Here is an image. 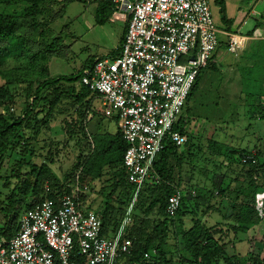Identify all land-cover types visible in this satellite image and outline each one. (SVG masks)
<instances>
[{
  "label": "built area",
  "instance_id": "1",
  "mask_svg": "<svg viewBox=\"0 0 264 264\" xmlns=\"http://www.w3.org/2000/svg\"><path fill=\"white\" fill-rule=\"evenodd\" d=\"M113 8L127 16L117 56L93 63L81 84L117 113L126 150L123 166L132 186V199L112 239L103 237L97 211L82 210L87 187L51 192L24 210L15 235L0 242V264H128L131 241L125 238L134 203L148 182L159 183L154 159L167 142L181 148L187 136L175 130L198 74L210 66L219 45L227 38L229 54L237 57L251 40L264 39V23L250 36L220 31L208 0H113ZM264 114V107L262 108ZM256 153L241 158L256 165ZM191 195L196 196L192 190ZM184 197L182 188L168 196L165 211L174 217ZM255 210L264 217V190L255 195ZM149 261L148 255L144 257Z\"/></svg>",
  "mask_w": 264,
  "mask_h": 264
},
{
  "label": "trees",
  "instance_id": "2",
  "mask_svg": "<svg viewBox=\"0 0 264 264\" xmlns=\"http://www.w3.org/2000/svg\"><path fill=\"white\" fill-rule=\"evenodd\" d=\"M0 1L8 5L13 2L23 5L20 12L13 10L12 13H0V79L4 82L0 85V163L5 157H9L14 161L16 168L12 170L11 176L19 174L24 177L14 188V193L18 191L17 198H14L13 194L6 207L0 208V212L6 218L12 217L4 226H0L1 241H8L17 231L18 219L17 221L14 219L21 205L31 196L36 199L35 203L42 200L46 181L51 187L48 198H54L58 192L69 191L67 187L63 188L54 182L49 164L44 162L40 166L35 164L36 153L33 145L39 142L38 138L53 119L54 114L68 115V112H65L67 110H56L63 100H66L73 109L80 108L90 94H95L80 82L84 71L91 69L93 63L85 67L77 76L55 79L48 71L50 59L40 52V48L48 44L51 25L63 15L65 3L70 0ZM105 3L114 9L111 2L105 1ZM215 3L220 8L222 21L226 23L222 1L215 0ZM98 8L101 9V5ZM104 8L102 6V9ZM52 41H54L53 45L57 43L56 39ZM116 56L117 52H113L108 58ZM200 73L188 99L197 90ZM75 83H79L78 89ZM87 118L86 112L81 111L77 112V116L68 118L64 122L66 124L64 134L68 135V139L74 141L78 147V165L89 150L88 146L81 145V139H86ZM175 130L187 136V143L177 148L171 142H167L163 151L154 159L153 170L159 183L152 181L145 184L136 199L132 221L125 232V238L131 241V254L127 263L241 264V258L227 255L226 247L235 240L240 242L241 235L246 236L251 231H255L254 228L262 222L255 210L256 192L254 191L263 182L264 167L258 163L241 164V158L250 154L247 151H229L228 169L229 166L238 164L241 166L240 174L248 178L256 177V180L249 184L254 189L252 195L249 198L233 200L231 213L227 217L223 216L222 223L208 226L205 221L194 218L191 220V227L185 230L182 227V219L192 208L193 201L199 199L197 192L195 197L190 193L193 190L191 188L184 192L181 207L174 217L168 216L165 211L168 196L174 192V189L180 188V182L175 183L173 180L175 168L189 156L193 157L190 154L192 143L184 129L183 119ZM116 142L118 143L116 158L104 164L94 177L101 180L105 178L104 174H107V181L109 180L110 191L105 195L103 209L97 211L101 219L103 237L117 232L132 199V186L127 181L123 166V155L127 146L120 131L116 134ZM50 143L53 144L51 141ZM183 148L184 153H180ZM48 153L51 154L50 149ZM234 154H237L235 163L230 162V156ZM26 167L29 168V172L21 173ZM213 179H215L213 182L215 193L223 194L226 174L214 171ZM84 202V198L80 199L81 206ZM33 204L28 205L26 209ZM136 209H140L143 215L137 216L134 213ZM154 212L158 218L149 220V215ZM145 255H148L149 261L144 260Z\"/></svg>",
  "mask_w": 264,
  "mask_h": 264
},
{
  "label": "rangeland",
  "instance_id": "3",
  "mask_svg": "<svg viewBox=\"0 0 264 264\" xmlns=\"http://www.w3.org/2000/svg\"><path fill=\"white\" fill-rule=\"evenodd\" d=\"M99 5L101 9L98 8ZM22 6L20 3L13 2L8 5L0 1V13H12L13 10L20 12ZM102 6L105 8L102 9ZM210 6L215 26L226 29L219 6L213 0ZM230 11V6L226 7L225 19L227 23L230 21L229 28L233 31L242 23L245 16L236 10V18L231 21ZM125 24L126 14L111 9L105 0H70L65 3L63 15L50 27L48 44L40 48L41 54L50 59L48 71L51 77L62 79L77 76L91 63L108 58L118 47L119 33ZM53 39L57 42L54 45ZM255 42H249L246 47L252 45L254 48ZM222 50L225 52L227 63L222 64L221 68L218 66L214 73L210 72L207 80L203 79L204 83L202 82L201 87L194 92L190 105L188 108L185 107L183 112L184 129L192 143L190 154L193 157L189 156L178 164L173 180L175 183L180 182V188L184 192L191 188L199 196L182 219V227L185 230L191 227V220L194 218L205 221L208 226L214 225L223 218L220 216V213L224 212L222 204L227 202L215 194L213 178L214 171L219 174L225 173V181L235 173L239 174L240 165L235 164L227 168L229 151L236 152L254 146L260 151L258 163L264 167V120L255 118L254 111L251 112L249 109L255 97L261 95L264 90V65L259 64L253 51L243 53V50L234 57L228 53L227 46L222 47ZM3 84L0 79V85ZM110 110L108 107L102 118L87 120L86 139H80L81 145L88 146L89 150L84 154L79 165L78 147L74 141L68 139V135L63 133V126L59 122L53 124L59 118L55 114L38 138L39 142L33 145L35 153L39 154L35 157V164L38 166L43 162L49 164L52 178L57 185L69 189L78 184L80 188L84 186L88 188L87 194L81 197L85 200L82 210L101 211L105 203V195L110 191L107 174H104L105 178L101 180L94 178L104 164L117 156V127L109 116ZM46 146L51 154L46 151ZM183 151L184 148L180 153H184ZM236 161L237 154L231 155L230 162ZM12 170H16L14 161L5 157L0 163V208L6 207L13 194L14 198H17L18 191L14 193V188L24 178L19 174L11 176ZM27 172H29L28 167L21 170V173ZM35 201L33 196L26 199L14 220L17 221L20 213ZM145 208L146 206L143 207ZM226 209H229L228 204ZM216 211L219 213L215 214ZM134 213L137 216L143 215L140 209H136ZM10 218L12 217L6 218L0 212V226H4ZM157 218L156 212L149 215V220ZM262 222L263 229L251 231L246 236L241 235V242L236 240L232 242L233 248L228 245L227 255L241 258V264H264V223ZM113 236L108 235L106 238L112 239Z\"/></svg>",
  "mask_w": 264,
  "mask_h": 264
},
{
  "label": "crops",
  "instance_id": "4",
  "mask_svg": "<svg viewBox=\"0 0 264 264\" xmlns=\"http://www.w3.org/2000/svg\"><path fill=\"white\" fill-rule=\"evenodd\" d=\"M105 1H109L113 4V0H105ZM213 1L215 3V0H213ZM221 1L224 5L225 11H226V7L228 8V6H230L231 11H230L229 15L231 17V21L232 20L234 21V18H236V14H235L236 10H237L236 12H238L241 15L243 14L245 17L243 18L242 23L240 25H238L235 30L232 31V29L229 28L230 21L228 23L226 21V23H224V24H226V29L217 27L220 31L250 36L253 30L262 27V24L264 23V0H227V1L221 0ZM208 2L211 5L212 0H208ZM126 26H127V16H126V24L122 28L121 33H119L120 38H119L118 46L122 43L125 31H126ZM251 41H256L255 42L256 45L254 46V48H252V45H248L246 47V49H244L243 53H245V52L250 53V51H253L254 55L257 56L259 64L264 65V39L251 40ZM251 41H249V42H251ZM226 43H227V38L225 36L220 35L219 36V45H218L216 51L214 52L210 66L207 69L202 70L200 73V79H199L197 89H199L201 87L202 82L204 83V80H207V78H209L210 72L214 73V71H217L218 66L221 68L222 64L227 63V60L225 58L226 56H224L225 52L222 50V47H226ZM75 85H76L77 89L80 87L79 83H75ZM263 89H264V84H263ZM191 99H192V96L190 97V99H188L185 107L188 108V106L190 105ZM252 102H253L254 107L251 104V105H249V109L251 110V112L254 111L253 116L255 118L260 119V120H264V114L262 113V108L264 107V90L261 93V95L255 97V100ZM83 103L84 104L82 106H80V108L75 107L73 109L71 106H69L67 104L66 100L65 101L63 100L57 106L56 110L57 111L67 110L65 112H68V115L67 114L64 116L57 115L59 118L57 119V121H54L53 124H56V122H59V124H61L63 126L62 131L64 133V127L66 126V124H64L65 120H67L68 118H71L73 116H77V112H81V111L86 112V114L88 115V118H87V120H88L89 118L94 119L95 117L102 118V116L105 115L106 110L108 108L107 106L103 105L101 98L96 94L95 95L90 94L84 100ZM110 111L111 112H110L109 116H110L111 120H114V122L116 123L117 133H118L119 132V124H118L117 113L115 111H112V110H110ZM58 120H60V121H58ZM47 150H48V146H46V151ZM252 150H255L256 152H254ZM240 151H247L248 153H251V152L256 153L257 160H258V157L260 155V151H258L256 149V147H254V146L251 147V149H245V150H240ZM38 155L39 154H36V157ZM258 165H260V164L258 163ZM255 180H256V177H254V176H251L250 178H248L247 176H244L243 174H240V173L239 174L235 173L234 176L227 178V180L224 182L223 194L220 195V194H218V192L215 193L217 196H220L221 198L225 199V202H227V204L229 205V209H226L227 204L226 203L222 204V206L224 208V212L222 211L220 213V216H224V217L229 216V214L231 213V207H232L233 200H236L237 198H239V199L249 198L252 195L254 189L249 184ZM263 190H264V179H263V182L261 183V186L254 192L258 193L259 191H263ZM216 213H219V211H216L215 214ZM222 222H223V218L221 219V221H216L215 224H220ZM262 223H264V221ZM262 227H263V224H262ZM262 227H261V223H260V225L254 229L256 231H258V230H261ZM236 244H238V242ZM229 246H231L232 248L234 247V245L232 243L229 244ZM235 246H237V245H235Z\"/></svg>",
  "mask_w": 264,
  "mask_h": 264
}]
</instances>
